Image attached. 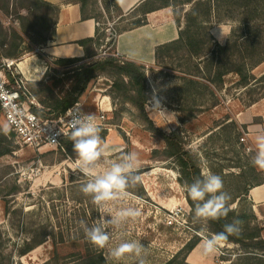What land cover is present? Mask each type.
Instances as JSON below:
<instances>
[{
	"label": "rangeland",
	"instance_id": "1",
	"mask_svg": "<svg viewBox=\"0 0 264 264\" xmlns=\"http://www.w3.org/2000/svg\"><path fill=\"white\" fill-rule=\"evenodd\" d=\"M164 2L167 0H158L154 5H163ZM208 2L214 4L212 16L217 18L204 25L213 40L201 53L206 59L197 63L199 72L195 79L200 83L193 88L186 82L185 73L195 70L193 60L190 61L185 50H165L155 67L150 70L145 67V74L149 71L146 74L149 86L146 111L163 132L181 133L186 149L198 160L201 174L211 171L221 176L223 190L231 196L229 204L233 211L236 215L246 214L250 221L262 228L264 236V204L255 208L249 197L251 188L264 178V171L251 165L249 156L254 153L248 154L247 143L239 144L237 140V134L241 137L242 131L247 132V126H253L251 128L257 130L255 134L264 128L262 118L248 120L242 115L252 105L260 103L264 107V78L260 79L264 74V62L254 66L264 52V6L241 9L228 2L202 1L203 4ZM191 6L184 4L172 8L173 16L175 10L182 19ZM52 18V11L41 7L36 0H0V56L14 54L12 59L22 62L19 76L23 77L24 73L30 79L27 81L30 86L38 82L50 84V78L59 76L62 82L55 92L61 94L70 85L62 74L70 68L55 65L54 60L42 62L40 52L41 43L52 27ZM246 23L250 24L249 27L245 26ZM101 28L106 26L101 24ZM107 28L111 32L116 29L115 25ZM228 40L235 42L241 51L257 48L253 55L246 54L243 61L235 55L227 62L229 69L244 62L247 83L239 84L238 76L230 73L223 77L224 84H213L208 89L207 76L215 78L220 69L215 61L210 65L209 54L215 43L226 45ZM107 44L108 38H102L95 47L92 46L95 58H118L112 46ZM116 78L105 71L93 80L84 94L88 99L83 109L91 104L87 110L95 112L97 102L104 97L113 105L103 128L105 137L101 132L110 153L107 159L115 160L128 151L138 152L141 180L129 189L125 200L110 207L115 210L122 206H138L141 216L111 230L106 248L94 247L86 240L80 222L92 226L100 214L90 197L80 191L86 178L76 170L75 153L52 148L36 151L12 142L13 152L0 158V264H43L53 254V239L64 240L65 244L57 247V263L51 264H79L85 256L95 253H101L108 264H138V258L130 254L120 260L110 256V249L124 240H140L146 248L145 264H168L188 242H199L198 246L211 235L208 224L206 230L201 231L203 222L193 220L176 163L162 153L164 141L138 121L135 108L123 101L122 90L113 89L111 92L110 86ZM35 79L39 81L32 82ZM4 124L3 117H0V126ZM3 133L0 130V145L6 143L1 141ZM5 136L7 138V133ZM247 145L252 144L248 141ZM105 166L106 161L101 162L97 171ZM170 217L172 225L168 224ZM37 234L40 238L49 235L45 237L48 241L25 256H19L17 250L24 241ZM236 249L234 244L222 242L216 253L204 256L199 247L197 255L202 262L197 264H227L221 259L224 256L233 259ZM182 263L181 256L174 262Z\"/></svg>",
	"mask_w": 264,
	"mask_h": 264
},
{
	"label": "trees",
	"instance_id": "2",
	"mask_svg": "<svg viewBox=\"0 0 264 264\" xmlns=\"http://www.w3.org/2000/svg\"><path fill=\"white\" fill-rule=\"evenodd\" d=\"M82 4V18L86 19L87 14L89 13L87 7L89 5H93L95 0H78ZM158 0H149L148 3V12L156 11L166 7L176 8L179 5L191 4V10L185 12V15L182 19L175 13L174 10V20L179 29V37L176 41L158 47L156 49V62L159 61L161 57V53L173 49H183L186 51L187 56L190 58V61L193 60V67L196 71H189L185 76L188 78L186 82L189 86L195 88L200 83L195 78L197 77L196 73L198 71V62L205 60L206 57L202 55V51L204 47L210 43L213 39L210 34H208L207 29L204 25L210 24L212 19L217 18L216 16H212L213 13V5L210 2L203 4V0H167V2L163 3V5H154ZM36 2L43 8L50 9L53 15L52 27L54 24V17L58 14L59 8L43 2L42 0H36ZM222 3L228 2L230 6L236 8H249L251 6H264V0H214V3ZM104 9L107 14H109L110 7L116 12H120L115 0H106L103 2ZM31 8H35L32 7ZM120 14V13H119ZM145 23L144 19H139L135 21L132 25L133 27H139ZM250 24L246 23V27H249ZM52 27L50 31L52 30ZM49 31V33H50ZM118 31L115 30L113 35L106 36L104 33L98 35L96 38H90L86 40H82L79 44L85 50L84 58H70V59H56L54 60L55 65L59 66H68L66 72H64L63 78L67 81H70V85L68 90L65 92H61L58 94L55 92V89L59 87L62 82V78L59 76H55L50 78L51 83H42L38 82L34 84V86L27 85L30 92L37 98L39 101L41 108H34L33 111L36 112L43 118H57L63 115L72 105L75 103L82 101L85 92L88 89L89 84L95 80L101 73L105 71H109L113 77H117L116 80L110 86L111 92L113 89L122 90V98L124 102L132 105L137 111V119L142 124L148 127L152 133L159 136L165 143V148L162 153L164 157L168 159H173L176 163V167L178 169L179 175L181 177L182 183L185 185L186 183H191L194 179L201 176V169L198 163V160L192 156V154L186 149V143L180 132L172 131L170 133L163 132L159 128H157L153 122V120L148 116L146 111V104L149 101V86L145 74V66L138 64L133 61H125L119 58H105V59H97L95 58V54L91 52L92 46L95 47L96 42L102 38H108V46H114L116 35ZM49 37V35H48ZM45 41L41 44H44ZM235 44V45H233ZM257 48H252L249 52L241 51L237 48V44L232 42V40H228L226 45H220L215 43V48L210 52V65H213L215 61L220 69L216 74L215 78L211 76H207V84L206 87L210 89V86L213 84H224V78L230 73H235L238 76V83L245 84L247 83L248 77L244 74L245 64L238 63L235 65L234 69L228 68V61L232 60L235 55H239L240 59L243 61L246 59V54L253 55L256 52ZM6 58H13L14 54L3 55ZM221 56V58H220ZM87 60V61H85ZM264 62V52L262 58L254 64L257 66ZM264 78V74L260 77ZM0 117H2L0 112ZM230 123H233L231 121ZM102 136L105 137L106 131H102ZM7 134H10L8 131ZM11 135V134H10ZM2 142L7 143L8 146L0 145V158L9 155L13 152L12 146V138L9 136H5V133L1 135ZM102 137V138H104ZM240 135L237 134V140ZM11 141V142H10ZM62 145L64 147V153L67 151L69 153L73 152V144L67 138L62 141ZM61 151V150H58ZM62 152V151H61ZM251 159V155L249 156ZM255 168V167H254ZM264 184V178L262 180L259 179L256 186H260ZM11 195V194H7ZM187 202L190 206V213H193L195 204L191 201L190 197H187ZM6 214L8 213L7 209L5 210ZM234 218H238L243 221L242 231L238 235L229 236L225 243L234 244L237 249L235 251L234 258L230 256H224L221 261L228 262L227 264H264V258H261V254H264V236L262 235V228L258 226L255 222L250 221V218L246 214L236 215V213L232 210L229 212L226 218H221L218 221H208V228L211 234L218 233L223 231V226L226 223H230ZM44 235V234H42ZM49 235L33 236L31 239L24 241L22 247L17 250V254L19 256H25L35 248L45 244L48 240L45 237ZM199 242L190 243L188 242L173 258L169 261L168 264H174L175 260L178 257H182V264L187 263V257L191 253V251L197 246ZM64 245L65 241L60 240L59 242L56 239H53L51 242L52 247L54 248L53 254L50 259L43 264H51L52 262H56L57 247L60 245ZM227 252V250H226ZM79 264H108L107 260L101 255V253L88 254Z\"/></svg>",
	"mask_w": 264,
	"mask_h": 264
},
{
	"label": "clouds",
	"instance_id": "3",
	"mask_svg": "<svg viewBox=\"0 0 264 264\" xmlns=\"http://www.w3.org/2000/svg\"><path fill=\"white\" fill-rule=\"evenodd\" d=\"M223 38L221 30V43ZM72 117L68 122L70 124L68 139L73 144L76 170L86 178L80 186V191L86 197H90L100 214L92 226H88L84 221L80 223L86 240L94 247L104 249L109 245L111 230L122 227L129 220H134L142 214L138 206H122L115 210L110 207L125 200L129 196V189L135 187L141 180L140 155L136 151H128L120 154L115 160H108L110 153L101 136L103 129L97 123L95 114L77 110ZM0 130L7 133L9 126L4 124L0 126ZM253 145L254 147L249 149L250 153H254L251 155L250 163L264 171V131H259L255 135ZM105 161L106 166L97 171L98 165ZM184 189L195 204L193 220L203 222L201 231L206 230L208 221L226 218L233 210V206L229 204L231 196L223 190L221 176L211 171H205L191 183H186ZM242 225V220L234 218L230 223L224 224L223 231L203 239L200 245L202 255L216 253L221 243L229 236L238 235L242 231ZM145 253L146 248L140 240H124L110 249V256L113 259L120 260L126 254H130L138 258V264H145L143 258ZM261 258H264V254H261Z\"/></svg>",
	"mask_w": 264,
	"mask_h": 264
},
{
	"label": "crops",
	"instance_id": "4",
	"mask_svg": "<svg viewBox=\"0 0 264 264\" xmlns=\"http://www.w3.org/2000/svg\"><path fill=\"white\" fill-rule=\"evenodd\" d=\"M42 1L59 8L49 37L41 45L42 62L60 58H84L85 50L79 42L96 38L102 33L108 36L107 26L115 25L118 34L115 38L113 52L119 59L136 62L150 70L156 65V49L176 41L179 37V29L174 20L172 7L148 12L149 0H115L120 14L110 7L109 17L106 16L107 13L103 8V2L106 0H95L93 5L87 7L89 13L86 19L82 18V4L78 0ZM139 19H144L145 23L139 27H133L132 24ZM101 24H104L106 28H101ZM87 99V96L83 97L81 101L83 105ZM261 105L258 103L248 107L242 115L248 120L262 118L264 121V107ZM91 107L92 105L89 104L85 110ZM251 127L253 126H247L250 132L248 141L253 145L257 130ZM249 197L255 204V208L264 204V184L251 188ZM200 245L188 255L187 263L202 262V258L197 255Z\"/></svg>",
	"mask_w": 264,
	"mask_h": 264
},
{
	"label": "built area",
	"instance_id": "5",
	"mask_svg": "<svg viewBox=\"0 0 264 264\" xmlns=\"http://www.w3.org/2000/svg\"><path fill=\"white\" fill-rule=\"evenodd\" d=\"M109 35L114 32L108 28ZM116 57V56H115ZM48 68V67H47ZM29 73V71H27ZM17 65V61L11 58L0 56V112L9 126V138H12L15 145L26 147L32 150L41 151L45 148L64 151L62 141L68 138L70 124L68 123L73 114L79 110L83 113L95 114L97 123L103 128L106 127L107 114L113 111L111 102H106V97L96 104L95 112H88L83 109L81 101L72 105L63 115L57 118L46 119L33 111L34 108H41L37 98L30 92L27 87V81ZM39 80H32L38 82ZM264 131V128L261 127ZM249 131H242L239 138V144H248ZM246 144V152L253 148L252 145ZM168 224L172 225V218H168Z\"/></svg>",
	"mask_w": 264,
	"mask_h": 264
},
{
	"label": "bare ground",
	"instance_id": "6",
	"mask_svg": "<svg viewBox=\"0 0 264 264\" xmlns=\"http://www.w3.org/2000/svg\"><path fill=\"white\" fill-rule=\"evenodd\" d=\"M20 64H22V62H20V63H19V62H17V65H18L19 67H20Z\"/></svg>",
	"mask_w": 264,
	"mask_h": 264
}]
</instances>
